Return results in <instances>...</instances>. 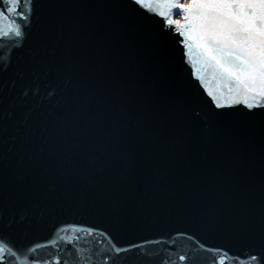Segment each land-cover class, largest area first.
Here are the masks:
<instances>
[{
  "label": "water",
  "instance_id": "obj_1",
  "mask_svg": "<svg viewBox=\"0 0 264 264\" xmlns=\"http://www.w3.org/2000/svg\"><path fill=\"white\" fill-rule=\"evenodd\" d=\"M126 5L127 0H35L20 56L23 66H29L45 51L50 53L55 58L40 67L51 79L39 81L37 90L31 81L26 87L19 76L0 78V118L15 110L29 123L46 121L59 129L67 96L78 92L80 80L94 90L98 82L103 84L91 101L98 116L69 143L87 138L90 179L108 185L111 194L103 202L87 199L63 208L37 195L27 218L22 201L0 198V234L12 233L20 246L42 245L37 250L42 257L63 248L66 235H77L68 228L53 237L55 227L81 222L108 229L120 247L149 242L144 251L115 256L99 234L79 233L78 246L97 253L98 264L108 256L115 264H162L169 259L182 264L178 257L185 253L193 264H209L210 254L197 250L198 243L225 245L238 253L246 247L244 236L226 222L210 220L203 210L212 199L225 204L243 199L259 214L264 192L260 119L234 114L243 133L226 139L222 126L207 118L208 92L229 95L231 88L235 94L236 85L211 67L197 73L181 60L182 46L174 40L162 54L154 43L161 18L144 19ZM178 12L173 10L172 18ZM38 37L44 38L42 45ZM3 44L0 40V53ZM193 110L201 113L200 123L189 129ZM56 164L69 168L70 152Z\"/></svg>",
  "mask_w": 264,
  "mask_h": 264
},
{
  "label": "snow or ice",
  "instance_id": "obj_2",
  "mask_svg": "<svg viewBox=\"0 0 264 264\" xmlns=\"http://www.w3.org/2000/svg\"><path fill=\"white\" fill-rule=\"evenodd\" d=\"M34 5L35 0H0V40L4 41L0 53V78L19 76L26 87L31 81L38 90L39 81L51 79L40 66L55 57L45 51L39 60L23 66L20 52L29 38ZM126 6L144 19L161 18L154 43L162 54L174 40L177 46H182L181 60L191 64L197 73L211 67L222 79L236 85L235 94H231V88L229 95L208 92L211 99L207 118L222 126L226 139H237L243 133L236 113L248 119L258 116L264 131V0H189L188 3L127 0ZM173 10H179L177 14L183 13V23L172 18ZM43 39L38 37L37 43L42 45ZM199 79L203 80L204 76L200 75ZM104 87L98 82L94 90L81 79L78 92L67 96L66 115L59 129L46 121L29 123L27 117L18 118L15 110H9L0 118V198L22 201L21 212L25 218L35 205L37 195L50 201L55 208H63L74 201L93 199L103 202L109 199L110 187L90 179L87 138L69 143L98 116L91 101ZM200 117L201 113L193 110L188 128L197 127ZM64 152H70L71 166L67 169L56 164ZM203 211L210 220L226 222L233 232L242 234L247 241L246 247L238 253L225 245L206 247L198 243L197 250L210 254L209 264H264V192L258 215L243 199H234L230 204L212 199ZM105 214L111 215V212L105 210ZM68 228L77 235H66L65 246L58 247L48 257L38 254L40 244L20 246L14 242L12 233L0 234V264H98L94 259L97 253L92 249L85 252L78 246L79 233L85 237L99 234L115 256L138 248L144 251L149 243L120 247L108 229L83 222L57 226L51 235L59 237V233H67ZM178 260L182 264H193L187 253L179 255ZM103 264H115L113 256H108ZM162 264L175 262L169 259Z\"/></svg>",
  "mask_w": 264,
  "mask_h": 264
},
{
  "label": "bare ground",
  "instance_id": "obj_3",
  "mask_svg": "<svg viewBox=\"0 0 264 264\" xmlns=\"http://www.w3.org/2000/svg\"><path fill=\"white\" fill-rule=\"evenodd\" d=\"M180 2H181V3H188L189 0H180ZM173 19H175V20H177V21L183 23V14L180 13V14H177L176 16L173 15Z\"/></svg>",
  "mask_w": 264,
  "mask_h": 264
}]
</instances>
